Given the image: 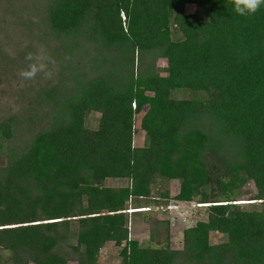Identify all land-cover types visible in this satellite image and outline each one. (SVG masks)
<instances>
[{"label": "trees", "instance_id": "trees-1", "mask_svg": "<svg viewBox=\"0 0 264 264\" xmlns=\"http://www.w3.org/2000/svg\"><path fill=\"white\" fill-rule=\"evenodd\" d=\"M40 48L58 73L11 87ZM0 98V264H102L108 242L118 264H264V6L240 16L233 0H0ZM170 180L176 192L154 198ZM245 186L258 204L232 203ZM138 199L205 213L189 215L179 249L167 212L149 213L140 245L125 211Z\"/></svg>", "mask_w": 264, "mask_h": 264}, {"label": "rangeland", "instance_id": "rangeland-1", "mask_svg": "<svg viewBox=\"0 0 264 264\" xmlns=\"http://www.w3.org/2000/svg\"><path fill=\"white\" fill-rule=\"evenodd\" d=\"M179 10L182 13H190L195 12L198 13L201 17L204 14V10L202 7L192 4H183L179 7ZM120 19L123 20V14L119 13ZM157 65L162 68L164 66L163 60H158ZM23 69L16 70L13 74L10 81L11 87L15 88L19 86L23 81L20 79L18 73ZM191 96L188 90H178L175 92L176 98ZM1 100V98H0ZM3 100V98H2ZM132 106V105H131ZM135 125L134 128H137V121L139 115L135 116ZM98 114L97 113H90L85 118V126L89 128H94L96 126ZM142 142H144L143 139V133L140 131H135L132 139V143L134 145H141ZM125 179H107L105 180V184L108 186H120L125 184ZM168 188L169 194L173 195L177 190V182L174 180H170L169 182L162 184L161 182L156 183V185L153 186V197H157V189L159 188ZM249 186H245V191L242 188L243 195L240 197H237L236 201H232V203H236L239 206L244 207L245 205H255L258 204L260 201H253L248 200L247 196V189ZM139 207L136 208H129L130 205L127 206V209L125 211L132 212L133 214H128V231H129V237L131 239H134L138 242L140 245L148 244V235L146 231L147 223L144 221L147 214L150 213V217L155 218H162L163 213L158 212V210H165L169 216L170 220V246L173 249H179L181 247V230L183 226L192 223L188 222L190 216L193 217V213L196 212L194 215V218H201L202 215L205 213V205L201 203H197L196 201L192 202H182L177 201L173 199H169L161 206L155 207V204L152 202H147L145 199H138ZM188 222V223H187ZM211 241H221L223 239V236H219L216 234H210ZM73 241V238L71 239V242ZM119 247L113 246L110 242L106 243L103 248H101L98 256V261L102 264H118L119 263V255H118ZM68 264H74V263H68Z\"/></svg>", "mask_w": 264, "mask_h": 264}, {"label": "clouds", "instance_id": "clouds-1", "mask_svg": "<svg viewBox=\"0 0 264 264\" xmlns=\"http://www.w3.org/2000/svg\"><path fill=\"white\" fill-rule=\"evenodd\" d=\"M233 4L238 15L249 16L257 13L264 6V0H233ZM25 59L28 61L27 67L18 73L22 81H32L38 76L50 79L59 71L56 61L44 48L36 52H28Z\"/></svg>", "mask_w": 264, "mask_h": 264}]
</instances>
